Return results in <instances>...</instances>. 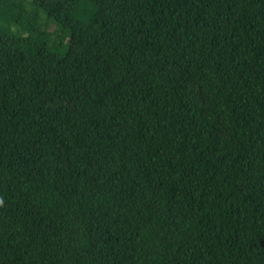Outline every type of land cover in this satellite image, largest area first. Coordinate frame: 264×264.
Listing matches in <instances>:
<instances>
[{
    "label": "trees",
    "instance_id": "obj_1",
    "mask_svg": "<svg viewBox=\"0 0 264 264\" xmlns=\"http://www.w3.org/2000/svg\"><path fill=\"white\" fill-rule=\"evenodd\" d=\"M0 264H264V0H0Z\"/></svg>",
    "mask_w": 264,
    "mask_h": 264
}]
</instances>
